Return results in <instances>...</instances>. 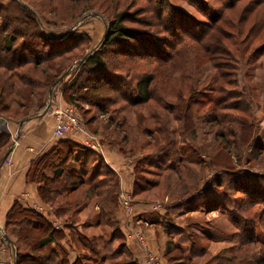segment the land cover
Wrapping results in <instances>:
<instances>
[{
	"label": "trees",
	"instance_id": "1",
	"mask_svg": "<svg viewBox=\"0 0 264 264\" xmlns=\"http://www.w3.org/2000/svg\"><path fill=\"white\" fill-rule=\"evenodd\" d=\"M24 1L10 0L5 4L0 2L1 115L9 108L6 94L16 87L19 89L20 85L27 89H22L23 93L26 91V94H20L24 98L17 100L21 109L19 116H25L26 110L30 108L27 103L40 81L34 79L32 74L31 76L20 70L27 65L36 68L38 65L51 63L54 59L71 54L77 41L87 43L86 38L79 39L78 37L77 39L76 36L70 35L64 41L48 40L42 31L37 8L31 1H26L27 4ZM197 1L203 4L208 2V0ZM240 1L229 0L226 5H220V8L215 11V16L213 18L210 16L212 24L195 21V26H191L193 21L190 15L177 11L175 8L181 9L175 6L174 8L168 0H164V4L156 3L153 8L154 26H158L163 33L173 38L166 43L163 38L125 25L127 12L117 17L115 15L109 20L100 50L90 53L82 63L78 64L77 74L65 84L64 98L69 104H75L79 111H81L80 103L85 101L98 108L101 114L109 113L108 107L120 102L128 107L154 104L155 107L152 106L155 111L151 113H155L156 117L150 114L154 121L152 130L142 128L139 124L133 131L128 128L127 124H124L125 117L120 124L114 121L113 116L108 117V124L114 126L122 134L119 140L108 139L105 136L108 145L117 146L124 155L136 151L141 154L133 166L132 196L138 197L140 193L159 186L160 181H150L147 178V176L157 174L154 173L153 168L156 172L162 168L163 172L179 174L183 179L186 165L205 163L200 159V152L196 146V139L201 128L205 127L208 131L214 132L220 148L223 146L222 149H228L231 146L237 154L239 153V130L242 127L239 123V112L247 114L250 107L248 98L237 91L236 81L229 71L231 69L229 63L231 60H239V56L248 53L251 43L260 38L259 32L264 22L263 15H259L264 0H259L256 2L259 5V7L256 5L257 25L247 32L246 39L242 41L240 38L243 30L241 20L245 19L248 8H243L238 13L239 27L236 24L235 31L230 30L233 24H229L231 19L229 13L236 9ZM220 2L218 0L216 4ZM188 4L208 19L209 15L206 10L194 7V3L189 2ZM182 18H186L188 25H183ZM145 25L152 26L150 21H147ZM189 50L199 56L200 65L197 66H202L204 69L208 65L207 74L201 73L202 71L196 68L197 77H187L185 72L187 63L184 65V60ZM254 51L252 50L249 54L252 59L255 57ZM75 56L72 63L79 60V57ZM84 57V55L81 56L82 59ZM63 73L59 71L52 80H50L51 77L44 79L43 85L54 84ZM171 77L175 80L170 79ZM104 92H111L116 97H111L110 101L106 97L101 103L98 97ZM90 95L92 97L89 98ZM40 96L41 94L38 95L35 105L39 107L38 112L45 107ZM121 109L126 110L124 107ZM158 109L170 117L174 124L171 126L172 129L166 122H158L156 118L161 117L158 115L160 114ZM81 118L84 124L91 129L89 124L91 120H88L82 111ZM246 125H243V131L248 132ZM93 133L97 132L93 130ZM143 137L150 139L143 140ZM10 143L11 137L1 132L0 157L5 154ZM214 144L217 143L214 142ZM151 145L155 147V150L145 152V149ZM171 158H175V161L172 162ZM234 158L239 160L235 155ZM215 159H211L209 164L216 165ZM223 163L217 165L223 169L231 165L228 158ZM229 170L228 168L224 172L230 174ZM26 182L36 185L40 201L51 206V214L55 217L63 215L73 217L90 205L96 208L94 226L104 225L112 231L109 238L99 237V240H102V246L99 248L97 240L92 242L88 250L96 258L90 262L91 264H115L110 260L126 247L124 236L116 220L120 183L117 173L106 165L97 152L70 141H56L30 163ZM211 188L208 183L191 194L188 190L180 196L182 199L176 201L172 208H186L191 212L207 207L209 213L223 209L222 206L230 207L232 208V211H229L231 222L239 230L246 228L247 233L254 232L255 228L250 225L255 224L256 217L262 223L264 207L263 211L258 212L255 206L264 205V190L251 188L245 193L244 201H247L244 205V201L238 203L237 200L232 202L224 199L218 200L215 195L211 194L212 192L208 191H211ZM218 190L220 189L215 188V192H219ZM224 194L221 192V195L225 196ZM203 202L206 205H198ZM220 203L223 205L219 206ZM170 208L171 206L166 210ZM167 212L164 215L146 213L140 215L138 219L156 223L162 229L167 239L164 254L169 264H175V256L171 255V252L179 248L170 241V238L173 235L171 229L175 230L178 227L175 228L176 224L168 217ZM240 221H242L241 225H239ZM247 224L248 227H246ZM9 227H11L10 233L13 230L16 232L13 238L6 233ZM3 229L15 246L14 264H49V262L68 264L65 260L56 259L58 251L63 253L60 245L64 237L63 233L55 231L47 218L39 212L15 202L6 215ZM253 235L250 237L246 235V238L239 240L238 247L235 249L234 246L224 249L217 255V264H264V245L257 252L255 246L259 244ZM73 236L75 245L84 246L78 236ZM113 241L122 245L117 252L108 249ZM104 251L108 252L110 257L105 255L97 259V256ZM259 251L262 254L257 258L256 254ZM189 252L192 256L200 254V251L197 252L193 248H190ZM73 264H82V259L76 260Z\"/></svg>",
	"mask_w": 264,
	"mask_h": 264
},
{
	"label": "rangeland",
	"instance_id": "2",
	"mask_svg": "<svg viewBox=\"0 0 264 264\" xmlns=\"http://www.w3.org/2000/svg\"><path fill=\"white\" fill-rule=\"evenodd\" d=\"M8 1L10 0H0V2L3 4L8 3ZM26 1H31L35 8H37L36 11L38 10L37 14L41 20L42 31L45 33L48 40L64 41L70 35L76 36L77 39L78 37H80L79 39L86 38L85 40L87 43L83 44L82 42L77 41L75 42L76 47H74L71 54L54 59L51 63L38 65L36 68L31 65H27L23 70H20L30 75L32 74L34 76L33 78L40 81L41 83L39 82L35 91H33L31 99L27 103L30 108L26 110L27 113L23 117L19 116L21 109L18 106L17 100L20 101L24 98V96H21L20 94H26V91L23 93L22 89L24 90L27 88L20 85L19 89L16 87L12 92H8L6 94L9 108L8 111L3 112V115L0 114V118H2L4 121H13L15 124H17V126L19 125V129L14 133L15 138L13 139V143H10L9 148L5 152V154L8 152L6 158L3 159L5 154L0 157V164L2 165H10L8 155L10 154L14 143L18 139L20 129L22 127L21 123L28 121L30 118L41 117L49 112H53L54 115V109L58 106L56 103V96L60 92V88H64L65 84L77 74L78 70H76V68L78 66V62L85 60L86 57L95 50H100V44L108 28L109 20L115 15L117 17V15L127 12L125 15V25L133 27L137 30L147 31L151 35L153 34L155 37L163 38L164 43L170 42L173 39L171 35L163 33L158 26H154L155 21L153 18V8H155L156 3L162 2L164 4V0ZM26 1L24 2L27 4ZM168 1L173 7L175 6L183 10L182 12L181 10L174 7L177 11L190 15L191 20L193 21L191 26H195V21H203L212 24V18L215 16V11L220 8V5H226L229 0H219L221 1L220 4H216L218 0H208V2L205 4L201 3L200 1L198 2L197 0H187L190 2V4L194 3V7H199L206 10L207 14L209 15V20L202 16L201 13H198L191 5L188 4L189 2L187 3V1ZM258 1L259 0H241L235 10L230 13L229 11L227 12V15L229 13V17L231 18L229 24H233L230 26V30L233 32L235 31L236 24H238L239 27L238 22L240 19L238 13L241 12L243 8H248L245 19L241 20L243 30L240 38L242 41L246 39L247 32L250 31L252 27L257 25L258 20H256L255 17L257 16L256 2ZM257 7H259V5H257ZM149 10L150 12H148ZM259 11H261L259 15L262 14L264 19V3L261 5V10ZM210 16L212 18H210ZM147 21H150L152 26L149 25L147 27L145 25ZM182 22L183 25H188L186 18H182ZM259 34L260 38L251 43L247 54H242L239 56V60H231L229 63L231 65V69H229V71H231L230 73L233 74V78L236 81L237 91L248 98L250 107L247 114L245 112H239V123L242 126L239 130V153L237 154L235 149L231 146H229L230 149H222L223 146L220 148L218 144V138L214 136V132L210 130L208 131V128L205 127L203 129L201 128L196 139V146L200 152V159L202 161L204 160L205 163L200 162L198 164L186 165L183 179L180 178L179 174L163 172L162 168L156 172V169L153 168L152 170L157 174L154 176H147V178L150 179V181H160L159 186L154 189L147 190L142 194L140 193L138 197L132 196V193L122 194L120 192L119 194L118 210L121 212L122 216L125 215L127 218L133 214V207L138 202H145V204L153 207H159L160 205L162 206V209L160 208L161 211L164 213L168 211V217L175 222V228L178 227L175 230L171 229V231H173V235L170 238V241L179 248L171 252V255L175 256V264H217V255L222 253L224 249H228L233 246L234 249L238 247L237 245L239 240L246 238V235L250 237V235L254 234L253 237L256 238L260 246V248L259 246H255V250L257 252L258 249H261V246L264 245V218L261 223L256 217L255 224L252 223L250 225V227L253 226L255 228L254 232L247 233L246 228L239 230L234 225V223L231 222L229 211H232V208L226 206L224 207L222 206V203H220L219 206H222L223 209L213 210L209 213L207 212V207H203L200 210L198 209L197 211L191 212L186 208H172L176 201L182 199L180 196L184 195L188 190L191 194L192 192L205 187L208 183H210V186L212 187L211 191H208L210 193L212 192L211 194L215 195L218 200L224 199L231 202L237 200L238 203H241L244 201V199H246L245 193L251 188H258L260 191L264 190V22ZM252 50H255L253 52L255 56L253 59L249 56ZM75 55L79 57V60L72 63L76 58ZM82 55L85 56L83 59L81 58ZM186 55L187 57L184 60V65L187 63L185 65V72L188 78L197 77L196 68L200 69L202 71L200 72L204 74L209 72L207 71L208 65L204 69H202V66H197L200 65L198 61L199 56H196V54H194L191 50H189ZM170 69L174 70L172 67H170ZM59 71H63L64 73L55 81L54 84L49 86L43 85L42 81H44V79L51 77L50 80H52ZM170 79H172V77ZM172 80L174 81L175 78ZM37 93L38 95L41 94V102L45 103L44 109L39 112L37 111L39 107H35L38 99ZM20 96L22 98H20ZM90 97H92V95H90L89 98ZM106 97L110 101L111 97L113 98L116 96L111 92H104L98 98L100 99V102L103 103V99ZM152 105L154 106V104L150 103L137 107H128L127 105L124 106V104L120 102L109 106L108 108L110 110L107 114H101L98 108L88 104L86 101L80 103L79 106L81 111L85 113L86 118L91 120L89 124L92 130L89 128V126H86L82 120L87 131L95 137L100 146H103V144L108 145V141L106 140L107 138L105 136H107L108 139L116 140H119V138L122 136L119 130L108 124L109 115L115 118L114 121L117 122V124H120L125 117L126 120L124 124H127L130 130L137 128L139 124L142 128L145 127L149 130H152L154 121L150 114L155 116V113H151L155 111ZM62 107H72V109L74 108L79 113L81 118V111L76 108L75 104L72 105L68 103L67 106ZM122 107H124L126 110L123 111L121 109ZM159 112L160 114L158 115H161V117L156 118L158 122H166L168 127L172 129L171 126L174 124L170 117L167 116L162 110H159ZM245 124H247L246 126L248 132L247 130L243 131V125ZM0 127L4 129L2 123ZM93 130H95L97 133H93ZM142 139L147 140L150 138L143 137ZM214 142L217 144H214ZM154 150L155 147L151 145L145 149V152ZM98 154L102 156V151ZM234 155L238 157L239 160H235ZM139 157H141L139 151L124 155L125 162L127 164L126 169L128 171H132L133 179V166L136 162V159ZM210 158L212 160L219 158L218 160L215 159L217 164H224L223 162L228 158L229 163L231 164L228 167L230 169V174L233 173L234 175L224 172V170H227L228 168L223 169V167L218 166L217 164L210 165ZM171 159L172 162L175 161V158ZM215 188L220 189L218 190L220 193L215 192ZM237 190L239 192H237ZM221 192H224L225 196L221 195ZM124 198H129L130 200L127 205H124ZM148 199L150 200L148 201ZM246 201L247 200L244 201V205H246ZM203 204L206 205L205 202L198 203L200 206ZM47 205L48 204H44L46 210L52 212L51 206ZM170 206L172 209L170 208L169 210H166V208ZM263 207L264 205L255 206L258 212L263 211ZM28 208L32 209L30 207ZM95 212L96 208L90 205L73 217H69L67 215L55 217L53 214L49 215L40 213L42 216L47 218L51 224V227L55 231L63 233V238H66V241H62L60 243L63 253L58 251V256L56 259L65 260L68 264H73L76 262V260L82 259V264H91L90 260L96 258L95 255L91 254L88 250L91 248L92 242L97 240L96 242L99 248V246H102V240H99V237L109 238L112 230L111 228L105 227L104 225L102 227L94 226ZM138 218L139 216L135 218L133 217V222H138L141 220ZM241 223L242 221L239 222V225H241ZM55 226H57L58 229H56ZM118 226L121 230L120 222H118ZM246 227H248V224ZM10 229L11 227L8 228V231L6 230V233L11 238L12 236H15L16 232L13 230L10 233ZM3 232L1 231L0 237L5 243V247H8L7 250L11 254V249L14 252L15 246L11 241V243L8 242L9 237H7V234ZM126 235H123L125 244L126 238L130 240L131 243H135L137 246L136 248H139V250L144 253L145 258L150 264H154L151 258L156 260L157 264H162V259L165 264H169L168 259L164 254L167 240L166 237L165 240L160 242L161 246L164 247L163 252L159 249V252L163 254L161 256L160 253L156 254L148 251L149 241L146 238L147 236L143 234L140 229L128 230ZM72 236H78L84 246L78 247L75 245ZM121 247L122 245L113 241L112 244L109 245L108 249H111L112 252H117L121 249ZM190 248L195 249L197 252L200 251V254L192 256V254L189 252ZM117 253L122 254H115V256H113V258L110 260L112 263H136L133 253L130 249H128L127 246L122 248ZM226 254L228 253L226 252ZM260 254H262L260 251L258 254H256L257 258L260 257ZM105 255L110 257V254L104 251L102 254L97 256V259H101ZM56 259L54 260V263ZM49 264H51V262H49Z\"/></svg>",
	"mask_w": 264,
	"mask_h": 264
},
{
	"label": "crops",
	"instance_id": "3",
	"mask_svg": "<svg viewBox=\"0 0 264 264\" xmlns=\"http://www.w3.org/2000/svg\"><path fill=\"white\" fill-rule=\"evenodd\" d=\"M60 89V92L56 96V103L61 107L67 106L68 102L64 98L63 88ZM0 121V125L2 123V126H4V129L0 127V133L3 131V133L8 134L11 137L12 144L15 138L14 133L19 129V125L17 126L13 121H4L2 118H0ZM53 129V112H49L41 117L30 118L28 121L23 122L18 139L8 155L10 165L0 164V236L1 231H4L3 228L6 215L15 202L20 203L24 207L28 206L35 211L39 209L41 212L51 215V212L47 211L44 204L40 201L36 185L26 182V174L33 160L49 149L56 141L66 140L88 149L84 144V137L82 136L67 135L61 139L54 140ZM101 151V157L106 165L116 172L119 177L120 192L122 194L132 193L134 182L132 171L126 169L127 164L119 148L117 146L103 144V146H101ZM161 207L160 205L159 207H153L145 204V202H138L133 207V214H131L129 218L125 215H123V217L118 210L116 220L120 222L121 232L124 233H122L124 236L127 234L128 230L140 229V231L147 236L146 238L149 241L148 251L156 254L160 253L162 256L163 254L159 252V249L163 252L164 247L161 246L160 242L165 240L166 237L162 229L156 223H148L141 220L133 222V217L135 218L146 213L164 215L165 213L161 211ZM9 241L11 240L9 239ZM62 241H66V238H63L61 242ZM126 244L128 249L133 253L136 264H150L145 258L144 253L140 251L139 248H136L137 246L135 243H131V241L126 238ZM7 249L8 247H5V243L0 237V264H14L15 251L13 252L11 249L10 254ZM162 264H165L163 259Z\"/></svg>",
	"mask_w": 264,
	"mask_h": 264
},
{
	"label": "built area",
	"instance_id": "4",
	"mask_svg": "<svg viewBox=\"0 0 264 264\" xmlns=\"http://www.w3.org/2000/svg\"><path fill=\"white\" fill-rule=\"evenodd\" d=\"M54 116V140L61 139L67 135L82 136L84 137V144L88 149L97 153L101 152V146L98 144L95 137L87 131L79 113L74 108L57 106L54 109ZM128 202H130L129 198H124V205H127ZM37 211L43 213L39 209ZM55 228L58 229L57 226H55ZM151 260L154 264H157L156 260L153 258H151Z\"/></svg>",
	"mask_w": 264,
	"mask_h": 264
},
{
	"label": "water",
	"instance_id": "5",
	"mask_svg": "<svg viewBox=\"0 0 264 264\" xmlns=\"http://www.w3.org/2000/svg\"><path fill=\"white\" fill-rule=\"evenodd\" d=\"M83 62V60H81L80 62H78L77 64H80V63H82ZM22 124V123H21ZM21 126V125H20ZM7 154H8V152L4 155V157H3V159H5L6 158V156H7ZM8 242L9 243H11L9 240H8Z\"/></svg>",
	"mask_w": 264,
	"mask_h": 264
}]
</instances>
